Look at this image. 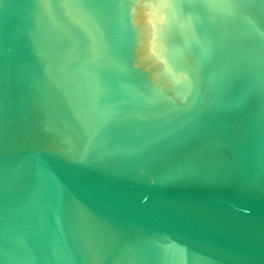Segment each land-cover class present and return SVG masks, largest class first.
<instances>
[{"label":"water","instance_id":"1","mask_svg":"<svg viewBox=\"0 0 264 264\" xmlns=\"http://www.w3.org/2000/svg\"><path fill=\"white\" fill-rule=\"evenodd\" d=\"M0 264H264V0H0Z\"/></svg>","mask_w":264,"mask_h":264}]
</instances>
